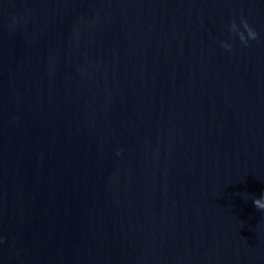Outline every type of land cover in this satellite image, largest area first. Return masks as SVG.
Masks as SVG:
<instances>
[{
  "label": "water",
  "instance_id": "95a60500",
  "mask_svg": "<svg viewBox=\"0 0 264 264\" xmlns=\"http://www.w3.org/2000/svg\"><path fill=\"white\" fill-rule=\"evenodd\" d=\"M264 0H0V264H264Z\"/></svg>",
  "mask_w": 264,
  "mask_h": 264
},
{
  "label": "clouds",
  "instance_id": "9594fccd",
  "mask_svg": "<svg viewBox=\"0 0 264 264\" xmlns=\"http://www.w3.org/2000/svg\"><path fill=\"white\" fill-rule=\"evenodd\" d=\"M253 204L257 209L264 211V198H254Z\"/></svg>",
  "mask_w": 264,
  "mask_h": 264
}]
</instances>
